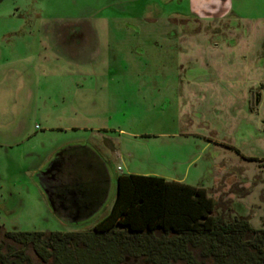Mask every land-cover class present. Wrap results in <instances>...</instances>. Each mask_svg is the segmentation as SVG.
Returning <instances> with one entry per match:
<instances>
[{
	"label": "rangeland",
	"instance_id": "1",
	"mask_svg": "<svg viewBox=\"0 0 264 264\" xmlns=\"http://www.w3.org/2000/svg\"><path fill=\"white\" fill-rule=\"evenodd\" d=\"M215 3H0V225L88 230L135 173L204 186L217 214L264 228V0H228L212 21ZM72 143L96 146L112 181L70 221L39 175Z\"/></svg>",
	"mask_w": 264,
	"mask_h": 264
},
{
	"label": "trees",
	"instance_id": "2",
	"mask_svg": "<svg viewBox=\"0 0 264 264\" xmlns=\"http://www.w3.org/2000/svg\"><path fill=\"white\" fill-rule=\"evenodd\" d=\"M83 150L102 161L104 181L97 201L77 215L73 208H59L58 197L48 193L55 211L70 221L93 213L107 199L112 181L107 159L93 144L72 143L44 168L57 172L64 157ZM65 179L57 192L70 202L67 191L84 188L73 187L67 173ZM116 181L110 213L88 230L20 231L0 225V264H36L28 255L30 247L38 264H264V228H255L244 216L217 214L218 202L204 186L135 173L120 174ZM49 187L56 191L52 183ZM81 195L77 199L87 198Z\"/></svg>",
	"mask_w": 264,
	"mask_h": 264
},
{
	"label": "flooded vegetation",
	"instance_id": "3",
	"mask_svg": "<svg viewBox=\"0 0 264 264\" xmlns=\"http://www.w3.org/2000/svg\"><path fill=\"white\" fill-rule=\"evenodd\" d=\"M254 95L256 94H253L252 97ZM256 96L259 97L257 100V104H259L260 96ZM238 152H240V150ZM56 168L58 170L57 172H53L55 167L45 171L44 174H42V182L48 186L45 187L48 189L47 194L50 192L52 195L54 194V196L58 197L57 205L59 208L64 211H71L72 209L70 208H73L75 213L78 215L84 210L90 208V205H93L97 201L100 196V192H102L104 181V178L101 176L103 172L102 161L98 155L92 152L90 153L86 150H83L82 152L74 151L64 157L57 164ZM65 173H67L72 179L71 185H74L73 187L80 185L84 188V190H77L76 188H73V191H67L73 199L70 202H68V198L61 196L57 192L58 187L61 186L64 181L67 182V179H65ZM50 183L55 186L56 191L52 187H49ZM80 194H82L81 196H87V198L85 199V197H83L84 199L82 200L77 199ZM62 197L63 199H61Z\"/></svg>",
	"mask_w": 264,
	"mask_h": 264
},
{
	"label": "crops",
	"instance_id": "4",
	"mask_svg": "<svg viewBox=\"0 0 264 264\" xmlns=\"http://www.w3.org/2000/svg\"><path fill=\"white\" fill-rule=\"evenodd\" d=\"M215 1H216L215 5H214L215 6V8H214L215 13L211 14V16L213 18L212 21H214L216 19L225 18L227 16V15L224 16L225 12H227V10H228L227 5H226L228 0H218V1L215 0ZM207 13H209V12H207ZM196 18H198V17H196ZM198 19L201 21H204V19H200V18H198Z\"/></svg>",
	"mask_w": 264,
	"mask_h": 264
},
{
	"label": "water",
	"instance_id": "5",
	"mask_svg": "<svg viewBox=\"0 0 264 264\" xmlns=\"http://www.w3.org/2000/svg\"><path fill=\"white\" fill-rule=\"evenodd\" d=\"M43 172H45V171H43ZM42 185H43V183H42ZM44 187V186H43ZM45 188V187H44ZM45 190H46V192H48V189L47 188H45Z\"/></svg>",
	"mask_w": 264,
	"mask_h": 264
},
{
	"label": "built area",
	"instance_id": "6",
	"mask_svg": "<svg viewBox=\"0 0 264 264\" xmlns=\"http://www.w3.org/2000/svg\"><path fill=\"white\" fill-rule=\"evenodd\" d=\"M119 169H121V167L119 166Z\"/></svg>",
	"mask_w": 264,
	"mask_h": 264
}]
</instances>
